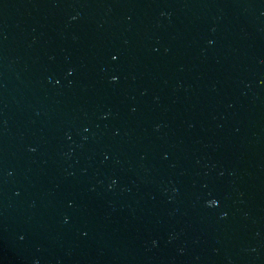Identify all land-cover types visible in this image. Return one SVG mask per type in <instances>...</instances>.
<instances>
[{
  "label": "water",
  "instance_id": "1",
  "mask_svg": "<svg viewBox=\"0 0 264 264\" xmlns=\"http://www.w3.org/2000/svg\"><path fill=\"white\" fill-rule=\"evenodd\" d=\"M0 264H264V0H0Z\"/></svg>",
  "mask_w": 264,
  "mask_h": 264
}]
</instances>
